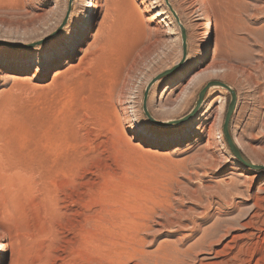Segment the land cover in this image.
Listing matches in <instances>:
<instances>
[{
  "label": "rangeland",
  "instance_id": "rangeland-1",
  "mask_svg": "<svg viewBox=\"0 0 264 264\" xmlns=\"http://www.w3.org/2000/svg\"><path fill=\"white\" fill-rule=\"evenodd\" d=\"M85 1L0 0V264H264V171L226 145L229 94L209 89L192 122L152 124L145 91L182 61L171 12L164 0H94L75 55L54 60ZM168 2L186 57L150 85L148 114L180 120L222 82L236 94L230 135L264 166V0Z\"/></svg>",
  "mask_w": 264,
  "mask_h": 264
},
{
  "label": "water",
  "instance_id": "water-1",
  "mask_svg": "<svg viewBox=\"0 0 264 264\" xmlns=\"http://www.w3.org/2000/svg\"><path fill=\"white\" fill-rule=\"evenodd\" d=\"M71 2L72 0H69V5H68V11L70 10V5H71ZM167 8L169 9V11L171 12L180 32H181V40H182V61L181 63L178 65V66H175L173 67L172 69L158 75L152 82L151 84H153L156 80L158 79H161L165 76H168L169 74L171 73H174L175 71H177L179 69V67L183 64V61L185 60V57H186V35H185V30L183 28V26L181 25L180 21H179V18L177 17V15L175 14V12L173 11V9L171 8L168 0H164ZM66 19H67V15L66 17L64 18V21L62 22V26L65 24L66 22ZM7 48H10V49H28V48H31L32 45H29V46H24V47H11V46H8V45H5V44H1ZM150 84V85H151ZM150 85L148 86V88L146 89L145 91V94H144V100H143V112L146 116V118L148 119L149 122H151L152 124L156 125V126H159V127H171V126H177V125H180V124H184L186 123L192 116L195 115V113L198 111L201 103L203 102V99H204V96L206 94V92L211 89V88H218V89H221V90H224L226 91L229 96H230V101H229V104H228V107H227V111H226V114H225V118H224V123H223V127H222V134H223V137H224V140L226 142V145L230 151V153L233 155V157L239 161L241 164H243L245 167L247 168H251L255 171H264V167L263 166H257V165H253L252 163H250L243 155L242 153L239 151V149L237 148V146L235 145L231 135H230V132H229V123H230V119H231V116L234 112V109H235V105H236V94H235V91L233 89H231L229 86H227L226 84L222 83V82H217V81H211V82H208L204 87L203 89L201 90V92L198 94V97L196 99V102H195V105L193 107V109L186 115L184 116L183 118H181L180 120H177V121H172V122H157L155 121L147 112V109H146V98H147V92H148V89L150 87Z\"/></svg>",
  "mask_w": 264,
  "mask_h": 264
},
{
  "label": "bare ground",
  "instance_id": "bare-ground-1",
  "mask_svg": "<svg viewBox=\"0 0 264 264\" xmlns=\"http://www.w3.org/2000/svg\"><path fill=\"white\" fill-rule=\"evenodd\" d=\"M83 8L86 9L85 12L79 17V19L76 21V23L74 24V27H73V30H72V33H71V41L72 43H70L69 45H67L64 49L63 52L61 53H56L55 56H54V60H59L61 56H65L66 58H70L72 57L73 55H75L76 53V48H77V45L79 43V39H80V35L81 33L83 32L84 29H86L88 27V25L91 23L92 19H93V16L95 14V10L97 8L96 6V3H94V0H86L85 1V4H83ZM204 20V24H203V30H204V39H206V41L209 39L210 37V33H211V21H210V18L209 16H205V18L203 19ZM206 48V43H203L201 44L197 51H196V54H195V57H192L191 58V62L195 63V59L198 57V56H202L203 53L205 52V49ZM22 72V69L21 67H16V70H14V73L16 74H19ZM182 75V73L180 72L178 74V76L180 77ZM173 86V85H172ZM261 104H263V109H264V98H261ZM201 106V105H200ZM161 116H165V115H161ZM193 117L192 116L187 123L189 122H192L193 120ZM134 122L135 124H138V121L136 119H134ZM219 132V131H218ZM183 136H179L178 138H182ZM221 138V134L220 133H216V135H214V139H219ZM162 148H165L164 145L162 146ZM264 165V164H263ZM264 167V166H263ZM251 169V168H250ZM253 170V169H252ZM20 171V170H19ZM15 175H20V172L16 171ZM14 187V186H13ZM10 190H14V189H11L9 188ZM9 190V191H10ZM17 190V187L16 189ZM261 190H264V188ZM13 192V191H12ZM8 193V192H7ZM14 193V192H13ZM11 194V193H10ZM15 194V193H14ZM9 195V194H8ZM11 196V195H10ZM264 200V198H259V197H255V206L257 208V210H261L263 209L264 210V207H261L259 205V203ZM263 206V205H262ZM1 209V208H0ZM1 213V212H0ZM5 214V213H4ZM3 217V216H1ZM258 217V212H256L254 215H252V217L250 218L249 222H248V226H250L249 228H251L252 226V220L256 219ZM5 218V217H4ZM247 225V224H246ZM3 229V226L0 224V229ZM248 235H242V236H237V237H234L232 238L231 242L226 244L224 247H222V251H220L219 253H217L218 255L219 254H226L227 251H230L232 249L231 246L232 243H234L236 241V239H239V238H246ZM217 241V240H216ZM239 241V240H238ZM237 242V241H236ZM235 244V243H234ZM237 245V244H236ZM240 246V245H239ZM238 247V246H237ZM242 247V246H241ZM6 248H7V244H5V242H2L1 241V238H0V255L2 257L5 256L6 254ZM233 250V249H232ZM235 251V250H234ZM238 251V250H236ZM240 251V250H239ZM230 253V252H229ZM237 254V253H236ZM237 257L239 258L238 254H237ZM224 263V262H223ZM219 264V263H218Z\"/></svg>",
  "mask_w": 264,
  "mask_h": 264
},
{
  "label": "snow or ice",
  "instance_id": "snow-or-ice-1",
  "mask_svg": "<svg viewBox=\"0 0 264 264\" xmlns=\"http://www.w3.org/2000/svg\"><path fill=\"white\" fill-rule=\"evenodd\" d=\"M135 134L139 136V135H144L145 133L142 130H137Z\"/></svg>",
  "mask_w": 264,
  "mask_h": 264
}]
</instances>
